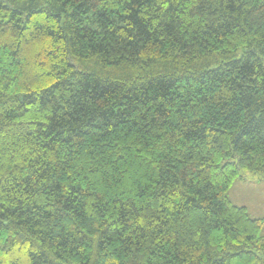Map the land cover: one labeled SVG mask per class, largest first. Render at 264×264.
I'll return each mask as SVG.
<instances>
[{
    "label": "trees",
    "instance_id": "16d2710c",
    "mask_svg": "<svg viewBox=\"0 0 264 264\" xmlns=\"http://www.w3.org/2000/svg\"><path fill=\"white\" fill-rule=\"evenodd\" d=\"M264 0H0V264H264Z\"/></svg>",
    "mask_w": 264,
    "mask_h": 264
},
{
    "label": "rangeland",
    "instance_id": "374dc122",
    "mask_svg": "<svg viewBox=\"0 0 264 264\" xmlns=\"http://www.w3.org/2000/svg\"><path fill=\"white\" fill-rule=\"evenodd\" d=\"M229 196L234 204L245 206L258 215L256 218L264 219V179H258L256 176L238 178L234 181Z\"/></svg>",
    "mask_w": 264,
    "mask_h": 264
},
{
    "label": "crops",
    "instance_id": "0c3cea01",
    "mask_svg": "<svg viewBox=\"0 0 264 264\" xmlns=\"http://www.w3.org/2000/svg\"><path fill=\"white\" fill-rule=\"evenodd\" d=\"M249 209V208H248ZM251 214H256V213H254L252 210H250L249 211ZM258 215L256 214V215H253V217H257Z\"/></svg>",
    "mask_w": 264,
    "mask_h": 264
}]
</instances>
